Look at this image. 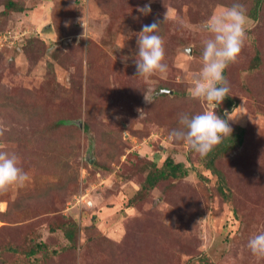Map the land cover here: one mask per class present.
<instances>
[{
    "label": "rangeland",
    "instance_id": "rangeland-1",
    "mask_svg": "<svg viewBox=\"0 0 264 264\" xmlns=\"http://www.w3.org/2000/svg\"><path fill=\"white\" fill-rule=\"evenodd\" d=\"M14 1L22 12L5 13L7 0H0V151L15 153L24 170L26 149L17 143L25 139L55 164L67 159L76 183L49 189L51 177L31 171L23 186L0 192V264H201L200 255L204 264H264L247 248L264 232V62L248 70L255 47L264 59V1L256 20L247 15V38L226 68L236 108L229 123L245 129V143L216 162L226 196L201 155L189 161L188 146L169 133L180 114L215 111L216 104L188 94L210 36L204 22L236 2L248 12L252 0ZM145 4L148 15L137 11ZM154 21L168 70L137 77L136 38L123 36ZM162 85L172 92L156 101ZM97 96L102 103H93ZM61 109L71 115L46 144L41 129ZM166 158L183 163L188 175L157 183L129 207L152 170L142 164L160 168ZM107 160L111 171L95 170ZM73 224L78 229L68 240ZM36 245L42 248L31 258L12 252Z\"/></svg>",
    "mask_w": 264,
    "mask_h": 264
},
{
    "label": "clouds",
    "instance_id": "clouds-1",
    "mask_svg": "<svg viewBox=\"0 0 264 264\" xmlns=\"http://www.w3.org/2000/svg\"><path fill=\"white\" fill-rule=\"evenodd\" d=\"M137 11L142 15L150 14V4H145ZM166 17L167 13L165 19ZM83 20L84 18L79 23L85 31L86 25ZM247 22L246 10L238 2L231 6H220L219 10L213 12L204 22L205 30L210 36L202 41L201 67L190 76L188 94L191 99L206 101L210 105H220L228 96L230 88L223 73L230 63L235 62L242 50L247 38L245 29ZM160 25L159 21H154L143 25L139 32L129 30V35L123 36L125 40L133 36L136 38L138 54L134 62L137 77H150L157 73L163 76L167 73V65L163 63L165 58L163 38L157 34ZM144 99L149 102L146 93ZM233 111L225 112L227 119L221 118L215 111L193 115L180 114L179 126L171 130L169 137L173 142H182L199 155L206 156L224 137L231 135L229 121L233 120L231 119ZM18 161L19 157L15 153L0 151V192L6 191L12 185L23 186L29 179L28 174L18 166ZM247 248L254 256L264 257V232L252 236L247 242Z\"/></svg>",
    "mask_w": 264,
    "mask_h": 264
},
{
    "label": "trees",
    "instance_id": "trees-1",
    "mask_svg": "<svg viewBox=\"0 0 264 264\" xmlns=\"http://www.w3.org/2000/svg\"><path fill=\"white\" fill-rule=\"evenodd\" d=\"M263 1L264 0H252L251 6L248 9L249 11L247 12V9H246V12H247L246 14L252 20H256L258 18L259 12L262 9ZM22 11H23V7L19 5L18 3H16L14 0H7V2L4 5L5 13L22 12ZM251 59L252 60H251L250 66L248 67V70L256 69L259 67V64L264 62L262 52L256 47L253 50V57ZM91 69H93V67H91ZM225 74H226V69L223 75L225 76ZM90 77H92V74L88 72L87 79L89 78V83H90ZM158 88L169 89L168 86L166 85H162L161 87H158ZM109 94H110V97L113 96V93L111 91H109ZM165 98H167V94L160 95L156 99V101H160ZM234 98H235L234 96L231 97L228 93V96L223 100V102L220 105H216L214 107L216 114L220 116L221 118L227 119V117L225 116V112L229 113L230 111H232V109H234ZM98 102L100 103L103 102V99L100 96H97L95 100L93 101V103H98ZM91 105L92 104H90V106ZM69 115H71L70 111H67L65 109L56 111L57 117L54 120L49 121V124L46 125L43 129H41V132L43 134H46L44 143L48 144L49 134L56 131L57 129H61L64 127L63 121L67 120V118H69ZM229 125L232 128L231 135L224 137L222 142L219 145L215 146L213 150L210 151L206 156H200L202 158L201 161H203L204 163L205 169L208 170L210 173L212 172L217 175L218 181H217L216 187H217L219 194L222 196H226V192H228L227 190L228 186L226 185L225 180H223V176L221 175V173H219L218 169L216 168L217 159L223 154H226L230 151L240 148L245 143V129L238 125H233L230 123ZM85 129L86 127H84V130ZM24 141L25 139H21V141H18L19 143H17L19 147L26 149L25 156L28 160H27L25 169L23 170L24 172L27 173L31 171H36L40 175H46L48 177H51L50 178L51 182L47 184L48 185L47 187L49 189L58 188V189L65 191L71 186L75 185L76 169L73 167H69L67 159L62 160L56 157V164H55L53 163V161L49 160L48 156L44 154L37 155L33 149L28 148L30 143H26ZM195 153L196 152H194L188 147L187 156H188L189 161H191V156ZM115 157L116 155H113L111 157V160H114ZM111 160L110 161L107 160L106 162L97 161L96 163H94L95 170L100 171L102 173L111 171V164H112ZM142 165H144L145 168L151 167L152 170L146 175L144 179V183L142 187L140 188V192L137 194V198H133L128 201L129 207L133 206V204H135L137 200L141 199L142 197L141 192L142 194H144L143 197L146 196V194H148L150 190L155 188L157 183L161 181H166V180H171L172 182L178 181V180L185 178V176L188 175V169L185 167V165L183 163H176L171 158H166L163 161L160 168L156 167L154 161H145ZM58 166L60 167V169H58ZM173 183L171 184V186L173 185ZM76 229H78L76 224L69 226V228L65 231V237L68 240H70L72 236H74ZM10 248L12 249V247ZM41 248H42V245H36V248L29 249L28 251H25V252L13 248L12 252L21 254L23 258H31L32 256L36 255ZM201 256L202 255L199 256V261L201 264H204L206 262V258L201 257Z\"/></svg>",
    "mask_w": 264,
    "mask_h": 264
},
{
    "label": "water",
    "instance_id": "water-1",
    "mask_svg": "<svg viewBox=\"0 0 264 264\" xmlns=\"http://www.w3.org/2000/svg\"><path fill=\"white\" fill-rule=\"evenodd\" d=\"M171 90H167V89H159L157 92H155L153 94V96H159L161 94L167 93V94H171Z\"/></svg>",
    "mask_w": 264,
    "mask_h": 264
}]
</instances>
